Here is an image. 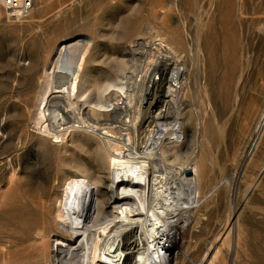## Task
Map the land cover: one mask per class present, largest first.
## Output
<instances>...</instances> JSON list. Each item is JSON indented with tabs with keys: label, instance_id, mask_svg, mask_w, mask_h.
<instances>
[{
	"label": "rangeland",
	"instance_id": "1",
	"mask_svg": "<svg viewBox=\"0 0 264 264\" xmlns=\"http://www.w3.org/2000/svg\"><path fill=\"white\" fill-rule=\"evenodd\" d=\"M245 2L247 12H264V6H258L263 0ZM46 4L34 0L32 13L20 20L0 7V264L3 248H15L3 236V193L10 185L29 188L25 177L40 169L53 185V197L64 176L88 169L91 178L93 173L107 178L89 146L79 145L80 140L92 143L87 134L73 132L66 143L52 145L32 128L30 116L46 52L59 41L84 38L95 52L88 69L107 73L117 55L127 51L135 29L147 22L160 27L161 19L178 28L186 71L195 73L183 122L189 135L195 130L196 136L204 134L201 148L195 147L205 160L200 188L207 195L198 204L194 222L180 216L179 239L166 259L171 258L172 264H206L204 258L219 250L214 264H264V133L256 132L264 115L263 19L243 16L239 0H47ZM97 195L95 188L87 224L94 218ZM47 223L54 229L50 202Z\"/></svg>",
	"mask_w": 264,
	"mask_h": 264
},
{
	"label": "bare ground",
	"instance_id": "2",
	"mask_svg": "<svg viewBox=\"0 0 264 264\" xmlns=\"http://www.w3.org/2000/svg\"><path fill=\"white\" fill-rule=\"evenodd\" d=\"M39 2L47 5V0ZM239 2L243 16L263 19L260 27L264 32V12H247L245 0ZM258 6H264V0ZM160 23L166 34L151 22L136 28L127 51L117 55L107 73H91L88 69L87 62L93 60L95 52L92 42L84 38L59 41L52 51L46 52L47 63L42 68L41 87L30 116L32 128L42 139H50L52 145L66 143L73 132L87 134L92 143L80 140L79 145L89 146L107 178L105 181L94 173L95 177L91 178L88 169L64 176L58 194L53 197V185L47 183V175L40 169L25 177L24 183L29 188L21 183L10 185L3 193V236L6 244L15 248H3V264H172L171 258L160 257L156 238L167 237L162 242L171 254L180 235V216L185 214L194 222L198 204L207 197L200 188V169L205 160L199 155L200 150L191 157L194 146L201 148L204 134L196 136L195 130V134L189 135L180 112L175 123L164 127L160 136L153 134L150 142L147 135L156 129L151 127L153 122L146 129L148 134L142 136L145 141L138 145L132 140L130 148L124 141L109 136L115 135L111 126L113 114L109 111L121 96L125 107L132 108L128 112L133 122L127 130L141 139L140 128L138 134L135 129L140 117V99L145 93L149 98L157 97L159 103L170 104L176 100L177 92L172 90L167 94L160 88L171 82L186 90L195 76L189 73L182 84L179 76L188 73H177L180 67L187 69L182 59L185 48L182 37L178 28H173L166 19ZM198 36L202 37L200 32ZM154 42L162 45L145 53L147 45ZM195 51L200 54L198 42ZM161 53L164 55L159 57ZM168 71L171 74L167 80ZM150 72L159 81L153 82L152 90L147 91L144 83ZM168 88L171 90V85ZM167 112L170 113L169 107ZM179 132L185 135V141H177ZM256 132L264 133V115ZM146 144L142 153L134 147ZM187 171L191 175L186 176ZM95 188L96 211L87 224L86 215ZM49 202L54 229L47 223ZM218 253L216 250L209 259L204 258L206 264H214Z\"/></svg>",
	"mask_w": 264,
	"mask_h": 264
},
{
	"label": "built area",
	"instance_id": "3",
	"mask_svg": "<svg viewBox=\"0 0 264 264\" xmlns=\"http://www.w3.org/2000/svg\"><path fill=\"white\" fill-rule=\"evenodd\" d=\"M0 5L2 6L6 15H8L10 18H12V19H17V18L25 19L32 13V11L34 9V0H0ZM161 45L162 44L160 42H154L153 44H149L144 49V52L147 53V50L155 49V46H161ZM158 55H159V57H162L164 54L161 53ZM158 62L156 63V65L158 64ZM156 65H154V66H156ZM182 71L186 72V70L183 67H180V69H178L177 73L180 74ZM170 74H171L170 71H168V73L165 74V77L167 80L170 77ZM183 74H186V76H183V77L179 76L181 78L182 84L185 81H187L186 77L189 76V73H183ZM140 75H141V73L138 74V77ZM148 76H151V79H149ZM146 79L147 80H145L144 86L146 84V90L147 91L152 90V83L153 82L159 81L158 76L154 75L151 72L147 73ZM146 81H147V83H146ZM170 85L172 87L171 90L168 88V86H170ZM144 88L145 87L142 88L143 89L142 93H144ZM181 88L182 87L179 86V84L171 83V82H170V84L163 85L160 88L163 93H167V94H171L173 92L172 90H175L177 92L174 94L176 100L175 101L171 100L170 104H166V102H160L159 103L157 97H155V96H153V98H149L150 95H148V93L145 91L146 92L145 97L140 99V107H139L140 108V117H139V120L137 122L136 129H135L136 133L138 134V131L140 128V133H142L141 139L139 137H137L135 135V133L131 134V132L129 130H127L128 127H130L131 123L133 122L132 121L133 116L131 113H129V112H132V108L125 107L126 104L123 103L124 97L121 96L119 98V101L115 102L112 109L109 111L110 114H113L111 126L115 130V135L114 136L109 135V136L115 137L117 141H121V142L124 141L125 143H127V146H129V148L132 144V140H134L133 143L137 142L139 145V142L141 140L145 141L144 139H142V136L144 135V133L148 134L146 129L149 128L148 127L149 122H153L151 127L153 128L154 126H156V129L153 130L152 133L150 132V134L147 135V138L149 137L148 142L151 141L153 134L154 135L159 134V136H160L161 133L165 129L164 127H169L170 125H173L175 123L174 120H177L179 118V113L183 112V110H184V109L182 110V108L185 107V102H186V100H185L186 92L185 91L188 90L187 91V94H188L190 84H188V89H186V90H184V88L183 89H181ZM153 105L155 108H153V110H151ZM168 107H169L170 113L167 112ZM168 114H169V117L167 118ZM182 125H183V123H182ZM121 128L123 130H121ZM177 128L180 129V125H178ZM177 135L180 136V139H178V140H177V138H175L177 141H179V140L185 141L186 140L185 135L181 136L182 134L180 132ZM146 146H147V144L144 147H140V146H134V147L136 149L140 150L141 151L140 153H142L146 149ZM194 147L192 150L191 157L193 155H197V147H195V148ZM159 236L156 238L157 243L159 244V246L157 245V248L159 249L160 257L163 260V258H168V256H169V252L165 249V246L162 242V241H164V239H167V237L165 235H162V237L159 238ZM163 236H165V237H163Z\"/></svg>",
	"mask_w": 264,
	"mask_h": 264
},
{
	"label": "water",
	"instance_id": "4",
	"mask_svg": "<svg viewBox=\"0 0 264 264\" xmlns=\"http://www.w3.org/2000/svg\"><path fill=\"white\" fill-rule=\"evenodd\" d=\"M185 175H186V176H189V175H191V172H190V171H187V172L185 173Z\"/></svg>",
	"mask_w": 264,
	"mask_h": 264
}]
</instances>
